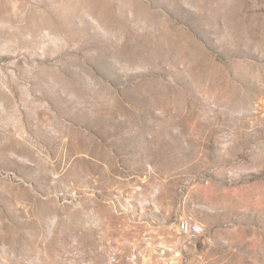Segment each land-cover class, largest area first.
<instances>
[{
    "label": "rangeland",
    "instance_id": "rangeland-1",
    "mask_svg": "<svg viewBox=\"0 0 264 264\" xmlns=\"http://www.w3.org/2000/svg\"><path fill=\"white\" fill-rule=\"evenodd\" d=\"M0 264H264V0H0Z\"/></svg>",
    "mask_w": 264,
    "mask_h": 264
},
{
    "label": "built area",
    "instance_id": "built-area-1",
    "mask_svg": "<svg viewBox=\"0 0 264 264\" xmlns=\"http://www.w3.org/2000/svg\"><path fill=\"white\" fill-rule=\"evenodd\" d=\"M180 230L189 239H198L204 232L203 226L190 219H183L180 223Z\"/></svg>",
    "mask_w": 264,
    "mask_h": 264
}]
</instances>
